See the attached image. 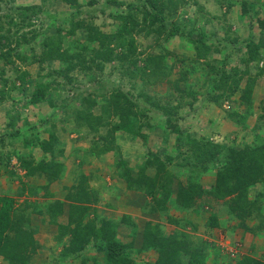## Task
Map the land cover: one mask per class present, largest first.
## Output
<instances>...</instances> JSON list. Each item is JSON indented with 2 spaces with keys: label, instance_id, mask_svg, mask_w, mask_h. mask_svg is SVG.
I'll return each instance as SVG.
<instances>
[{
  "label": "rangeland",
  "instance_id": "rangeland-1",
  "mask_svg": "<svg viewBox=\"0 0 264 264\" xmlns=\"http://www.w3.org/2000/svg\"><path fill=\"white\" fill-rule=\"evenodd\" d=\"M123 1L136 3L139 9L126 6L116 8L108 0H0L1 33L8 32L7 36L11 39L3 40L0 44V97L5 96L0 100V197L14 195L18 199L17 204L23 203L26 197L39 204L46 203L49 198L63 199L67 193L64 186L77 184L80 173L86 170L85 167L77 166L78 156L85 157L84 166L88 167L93 166L96 158L103 159L104 163L115 166V173L113 166H107L99 168L98 174L94 165V169L88 171L92 174L90 184L94 188L101 184V190L105 189L104 198L100 197L97 208L102 207L112 217L115 215L116 222L121 214L128 215L130 220L127 224L132 229L136 227L142 231L141 227L144 229L146 222L153 220L161 225L166 235L174 234L182 227L184 233L189 235L188 239L194 242L200 243L202 240L217 244L222 262H234L237 251L250 252L264 259V182L250 187L247 195L257 206L261 205L263 214L243 221L232 214L225 201L213 194L217 171L224 159L221 160L217 153V160L197 162V155L201 151H205L204 156L207 157L217 152L211 142L218 146L245 149L248 145H257L261 142L258 137L264 136V33L258 23L259 18L264 17V11L255 13L256 0H183L185 4L180 5L178 14L176 12L170 22L180 23L184 17H199L203 13L201 7H204L207 17L199 19L197 26H204L219 37H225V33L230 36L227 50L231 51L230 62L224 60L227 41L219 44V50L211 48L205 56H199L198 50L179 35L167 37V30L158 33L154 29H143L142 23L141 31L131 33L135 38L137 53L125 62L104 60V69L99 70L96 61H91L94 49L107 51L111 47L117 53L123 50L120 39H115V33L123 24L120 15L134 13L139 21L143 19L141 6L144 0ZM259 6L261 8L264 5L260 3ZM92 26L114 35L111 43L104 38L90 41L88 34ZM251 32L261 45V55L256 60L249 59L250 54L244 52L245 47L237 50L241 46L240 42L236 41L239 45L233 43L235 39L247 40ZM24 35L27 40L23 38ZM131 35L128 39H131ZM50 39L58 45L62 41L61 49L71 54L84 53L87 61L85 66H78L66 74V65L59 56L42 61L41 57L49 50L46 43H51ZM5 41L10 45L4 46ZM106 41L110 46L102 45ZM10 48V58L1 57ZM149 54L164 56L162 63L166 67L165 75L160 76L161 80L157 83L151 82L147 76L143 78L142 70L147 71L146 67H149ZM19 55L24 56V59ZM241 57L244 59L241 60ZM211 65L214 70H211ZM238 66L242 70L249 69L250 73H233V68ZM218 70L231 73L227 82H214ZM24 73L29 76L25 77ZM253 78L255 88L248 102L243 100L242 95L247 83ZM235 80H239V87L230 92L229 88L236 85ZM39 82L46 88L47 96L52 98L54 104L48 100L37 104L30 101ZM116 90L128 92L130 98L139 101V105L134 108L139 113L137 130L147 136L144 138L142 134L119 131L116 140L121 151L107 152L104 158H100L95 153L103 144L101 136L108 135L110 126L100 125L94 132L80 125L83 120H79L78 113L84 112L82 103L85 98H94L97 100L94 112L97 115L104 114L109 121L111 118L107 117L108 113L103 109ZM141 92L153 99L150 101L141 96ZM55 131L66 143L63 151L66 163L61 180H56L49 187L53 195L44 197L45 189L40 188L38 194L25 193L18 197L16 192L23 184L40 186L46 183V178L27 176L20 162L21 157H33L35 160L44 157L45 153L36 141L38 138H48ZM120 152L133 168L134 175L138 174L139 166L146 159L154 158L155 153L166 162V169L172 173L175 186L179 182L186 184L190 175H198L202 193L195 204L197 206L188 213L175 208L169 213H153L150 210L153 200L150 194L141 190H126V183L117 171L120 169L117 166ZM46 156L49 158L50 154ZM154 171L153 168L147 173L153 174ZM94 175L99 178H94ZM122 181L125 187L120 185ZM116 182L118 186L124 187L125 193L137 194L136 197L132 196L136 201L129 202L126 198V202L121 198L114 202L107 197L108 201L104 203L106 196L116 193ZM28 212H31V208L25 213ZM211 213H218L220 217V226L217 228L209 225ZM94 215L91 210L87 220L94 219ZM171 217L177 218L180 223L172 222ZM187 219L197 226L186 224ZM33 221L37 227L36 237L40 248L29 264H105L104 252L95 246H88L80 256L63 258L60 255L63 243H59L56 236L51 242V237L48 238L51 232L40 229L41 223L49 224L48 216L33 212ZM118 237L123 241H131L128 227L120 231ZM129 252L127 256L133 259L131 264H154L158 258L157 250L144 249L143 245L137 247L133 244ZM209 261H212V257ZM0 263L9 264L2 256Z\"/></svg>",
  "mask_w": 264,
  "mask_h": 264
},
{
  "label": "trees",
  "instance_id": "trees-1",
  "mask_svg": "<svg viewBox=\"0 0 264 264\" xmlns=\"http://www.w3.org/2000/svg\"><path fill=\"white\" fill-rule=\"evenodd\" d=\"M108 2L116 8L122 6L138 8L136 7V3H128L123 0H108ZM260 3L264 5V0H256L254 2V9L257 14L260 11H264L262 10L264 6L260 8ZM181 4H185L183 0H144L141 6L143 7L142 21H139L134 13L121 14L120 19L123 24L115 33V39H120V46L123 48L122 52H114V49L111 47L107 51L101 48L98 50L94 49L91 61H96L95 64L98 66V69L103 70L105 65L102 62L116 60L125 62L129 60L132 55L137 53L135 38L131 33L139 32L143 28L147 30L154 29L158 33L167 30V37L179 35L198 50L199 56H205L206 52L211 50V48L219 50V44L221 45L227 41L224 47V51L226 52L224 60L227 63L228 61L230 62L232 59L231 51H227L230 36L225 33V37H219L216 32L207 31V28L205 29L204 26H197L199 19L205 18L206 16L204 7H201L202 5H200L203 10L201 16L187 17V19L184 17L180 23H176V21L170 22L174 14L176 12V15L178 14ZM231 6L228 8H231ZM203 20L206 21V19ZM142 23H144V26L140 28ZM258 23L263 30L262 33H264V17H260ZM190 25L192 26L190 27ZM1 30H3V27L0 25V44H2L3 40L10 41V37L7 36L9 33H1ZM129 35H131V39H128ZM88 36L90 41H98L104 38L108 39L109 43H111V39L114 37L110 33L101 32L99 28L94 26L91 27ZM23 38L27 40L26 35ZM236 41L240 42L241 46ZM50 42L46 43L49 50L41 57L42 61L52 60L59 56L66 65L64 71L66 74L75 68L77 69L78 66H85L87 63L84 53L71 54L69 51L61 49L62 41H60L59 45L56 41H52V39H50ZM109 43L106 41L102 45L110 46ZM233 43L239 45L237 50H240L242 46L245 47L244 52L246 51L250 54V60H256L261 55V45L256 42L253 33L247 40L239 41L235 39ZM3 45L7 46L10 44L6 42ZM11 51L12 49L10 48L7 52H3L1 57L9 59ZM58 53L59 55H57ZM19 57L24 59L22 55H19ZM163 59L164 56L149 54V67H146L148 68L147 71L145 69L142 70L143 78L146 79L147 76L153 83L160 81V76L165 75L166 71V67L162 63ZM240 59L243 60L244 58L241 57ZM211 67V70H214V66L211 65ZM249 71V69L242 70L239 66L233 68V73L235 74L240 72L246 75L250 73ZM216 74L217 76L213 79L214 82L218 80L227 82V79L231 77V73L225 70H218ZM26 75L28 74L24 73L25 77ZM234 84H236L234 88H229L230 92L238 89L239 80H235ZM254 88L255 78L250 79V82L247 83L245 93L242 95L243 100L248 102L251 100V94ZM140 94L141 96L147 97L150 101L153 99L147 93L141 92ZM4 98L5 96L3 95L0 97V100ZM47 100L53 103L52 98H48L47 96L46 88L39 82L37 88L32 92L30 101L37 104ZM96 103L97 100L94 98H85L84 103H82L84 112L78 113L79 120H83L80 122V125L87 126L94 132L98 130L100 125L110 126L107 132L108 135L101 136L103 144L99 147V150H96L97 153L95 155L100 157L103 153L109 151H121L116 140L119 131L130 134H142L137 130L139 113L138 111H134V108L139 105V101L130 98L128 92L116 90L107 106L104 107L103 110L108 113L107 117L111 118L109 121L105 119L104 114L97 115L94 112ZM169 121L171 120L169 119ZM179 130L180 128L177 129L178 132ZM142 136L145 138L147 135L143 133ZM258 138L261 139V142H258L257 145L252 147L248 145L245 149L218 146L211 142L210 144L217 148L216 153H210V156L207 157L204 156L206 152L201 151L197 155V162L217 160V153H219L218 155L221 160L224 159L222 161L223 164L217 171L216 190L213 194L218 199L225 201L229 205L232 214L243 221L248 217H255L257 214L261 216L263 214L261 205L257 206L256 202L249 200L247 196L250 187L264 182V136L261 135ZM36 144L42 148L45 156L39 160H35L33 157H21L20 164L25 169L27 176L37 175L41 178H46L47 181L40 186H27V184H23L16 193L17 196H22L25 193L29 195L38 194L40 188H43L45 189L44 197L48 198L53 195L49 188L51 183L56 180H61L66 163V157L63 154L66 145L65 141L61 140V137L55 131L48 138H38ZM46 154H50V157L48 158ZM153 156V159L151 157L146 159L139 166L138 174L134 175L132 172L133 168L123 159L122 153L120 154L117 160V166L120 169H117V171L119 172L120 178L125 181L126 188L129 190H141L150 194L153 199L152 205L150 204V210L153 213L156 211L161 214L169 213L173 208L179 212H190L192 207L197 206L195 204L202 193V185L198 179V175H190L186 184L179 182L175 186L172 173L166 169V162L160 159L157 153L153 154ZM78 158L80 159L77 166L84 167L86 163L85 157L83 158L79 155ZM153 168L155 169L154 173L148 174L147 171ZM91 176L92 174L90 173L81 172L77 184L64 186L67 190L64 199L52 198L53 200H51L49 198L43 204L34 203L28 197H26L23 203L17 204L18 199L14 195L1 196L0 256L6 259L9 264H29L30 259L33 258L34 254L40 248V242L36 237L37 227L34 226L33 221V212H39L49 216L50 222L58 226L56 239L59 243H63V248L60 253L63 258L70 255L80 256L88 246H95L99 251L104 252L105 258L103 263L131 264L133 259L129 258L127 253H130L129 248L134 243L120 240L118 237L119 223L106 218L99 212L97 204L100 202V192L90 184ZM65 201L69 205L68 218L67 220H61L65 212ZM29 208H31V212L25 213ZM91 210L94 211V219L87 220ZM219 218L218 213H211L208 217L209 225L213 228L219 227ZM122 220L127 223L130 217L124 214ZM171 220L174 223H180V220L175 217H171ZM185 221L186 224L192 223L194 225L193 227L197 226V224L189 219ZM145 225L143 248L157 250L158 258L154 264H264L263 258L250 252L239 253L240 251L234 254L236 257L234 258V262H222L220 254L218 253L221 250L217 244L202 240L200 243L199 241L194 242L188 239L189 235L184 233L182 227L176 230L174 234L166 235L158 222L148 220ZM262 225H264V217ZM210 248L212 249L210 250ZM211 257L212 261L210 262L209 259Z\"/></svg>",
  "mask_w": 264,
  "mask_h": 264
},
{
  "label": "crops",
  "instance_id": "crops-1",
  "mask_svg": "<svg viewBox=\"0 0 264 264\" xmlns=\"http://www.w3.org/2000/svg\"><path fill=\"white\" fill-rule=\"evenodd\" d=\"M109 152H111V151H109ZM107 153V152H106ZM106 153H103L102 155H101V157L100 158H104V154H106ZM98 160V161H97ZM97 163V164H96ZM93 166L95 165V172L96 173H100V171H99V168H104V167H106L107 168V166H113V165H111V164H109V163H104V161H103V159L101 160V159H98V158H96V160H95V163H93L92 164ZM89 165H86V166H84L85 167V169L87 170H84L86 173H89L88 171H90V170H92V169H94V167L92 166V167H88ZM113 168H114V171H113V173H115V166H113ZM94 171H92V172H94ZM91 174V173H90ZM95 177L94 178H99V176H97V175H94ZM114 184H115V178H114ZM108 184H110V185H113V183H111V182H109ZM118 184V182H116V186H117V189H116V193L115 194H113V195H109V196H106L105 197V199H106V201H103L104 203L105 202H107L108 201V199H107V197H109L110 199H112L114 202L115 201H117V199H121V198H123V200H125L126 202H127V200L130 202H132V201H136V198H132V196H135L136 197V195L137 194H135V193H133L132 195L131 194H128L129 192H127V191H129L126 187H125V183L123 184V181H122V184L120 183V185L121 186H123L124 185V187L126 188V192L127 193H125L124 192V187H121L120 185L118 186L117 185ZM92 186H94L93 184H91ZM100 185L101 184H99V185H97L95 188H97L98 189V191L100 192V197L102 198L103 197V194L105 193V189L103 188L102 190H101V188L102 187H100ZM115 190V189H114ZM17 193V192H16ZM108 195V194H107ZM123 195V196H122ZM18 197H21V196H18ZM104 198V197H103ZM125 198V199H124ZM126 198H127V200H126ZM138 198V197H137ZM64 199V198H63ZM111 200V201H112ZM113 202V203H114ZM66 203H68L67 201H65V212H64V215L61 217V220H65V219H67L68 218V210H67V208H68V204H66ZM108 209H110V210H113L112 208H110V207H108V206H106ZM106 207H104V208H106ZM114 207H115V204H114ZM99 209V212L103 215V216H105L106 218H108V219H112V220H114L115 221V215L112 217V216H110V215H107L106 214V212L105 211H103V209H102V207H98ZM66 214H67V217H66ZM123 215L124 214H121V217H117V221H118V223H119V232L120 231H122V230H126V228L128 227V229H129V238H131V241H129V242H133L134 244H135V246H142L143 245V241H144V229H143V227H141V229H142V231H140L139 229H136V227H134V229H132V227H131V225L130 224H127V223H125V222H123V220H122V218H123ZM46 220V219H45ZM48 220L49 221H47L49 224H47L46 225V223L43 225L42 223H41V228L40 229H45V230H47V231H50L51 232V234L50 235H48V238L49 237H51V239H52V241L51 240H48V239H46V241L48 240V241H51V242H53L54 240L53 239H55V236H56V234L58 233V226L56 225V224H53V223H51L50 222V217L48 216ZM154 222H156V221H154ZM40 222H37V224H39ZM119 232H118V234H119ZM120 239V238H119ZM121 240V239H120ZM125 242H127V241H125ZM150 251H152V249H150Z\"/></svg>",
  "mask_w": 264,
  "mask_h": 264
}]
</instances>
